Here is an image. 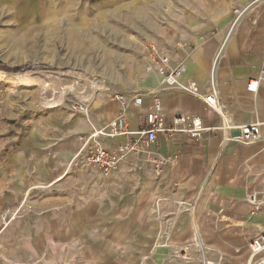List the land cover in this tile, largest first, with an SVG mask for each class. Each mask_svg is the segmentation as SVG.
<instances>
[{"label":"crops","instance_id":"crops-1","mask_svg":"<svg viewBox=\"0 0 264 264\" xmlns=\"http://www.w3.org/2000/svg\"><path fill=\"white\" fill-rule=\"evenodd\" d=\"M15 1L0 0V14L18 7ZM196 1L200 9L184 13L176 39L163 45L171 48L172 66L185 63L181 82L195 81L206 93L214 81L235 126L264 121V82L256 93L248 90L264 58V0ZM155 74L123 93L158 88ZM161 102L168 127L177 117L223 125L186 93L167 91ZM152 104L149 96L138 108L107 95L88 106L100 127L125 113L130 139ZM91 123L70 110L48 111L22 138L0 137V264H186L183 255L201 264V249L208 264L248 263L250 242L264 233V141L243 145L217 130L199 140L160 134L104 177L70 168ZM251 195L261 200L256 214Z\"/></svg>","mask_w":264,"mask_h":264},{"label":"rangeland","instance_id":"rangeland-1","mask_svg":"<svg viewBox=\"0 0 264 264\" xmlns=\"http://www.w3.org/2000/svg\"><path fill=\"white\" fill-rule=\"evenodd\" d=\"M15 4L0 14V137L22 138L48 111L76 113L97 96L141 89L156 75L148 44L169 50L180 17L200 9L196 0Z\"/></svg>","mask_w":264,"mask_h":264},{"label":"built area","instance_id":"built-area-1","mask_svg":"<svg viewBox=\"0 0 264 264\" xmlns=\"http://www.w3.org/2000/svg\"><path fill=\"white\" fill-rule=\"evenodd\" d=\"M185 47V43H178L177 45V49ZM147 51L149 61L160 78L159 87L146 93L113 92L111 94L113 99L121 101L125 106L133 103L138 108L142 107L146 97L152 98L153 104L146 114V122L135 136L129 139V122L125 113H122L109 125L100 127L91 123L88 105L74 107L73 110L76 113L82 114L88 119L92 128L88 135L80 137V141L83 143L82 148L71 159V169H78L80 171L96 170L104 177H108L129 157L155 144L160 134L173 137L177 133H186L191 139L199 140L205 133L217 130L224 134L227 141L243 145H252L264 141V121L256 120L247 125H233L227 109L219 100L214 81H212L209 90L204 93L201 86L195 81L181 82V78L186 70L185 63L184 61H180L175 66H172V54L170 50L160 48L154 44H148ZM261 82H264V58L260 73L249 82L248 90L256 93ZM171 90L186 93L204 101L208 109L217 113L222 118L223 125L218 129H211L206 128L199 118L187 120L177 117L174 118L172 127L166 126L161 95ZM129 97H132L131 102L130 100L128 101ZM120 137H124L126 140L115 145L113 148H107L104 145V140H114ZM248 200L253 206L252 214L258 213L261 210L259 195H251ZM4 215L5 218H8L11 213L6 212ZM198 245L200 246V244ZM249 251L250 257L247 264H264V233L250 242ZM201 255V264H208L205 261L203 249H201ZM179 259L186 264H190L191 261V258L186 255L180 256Z\"/></svg>","mask_w":264,"mask_h":264},{"label":"bare ground","instance_id":"bare-ground-1","mask_svg":"<svg viewBox=\"0 0 264 264\" xmlns=\"http://www.w3.org/2000/svg\"><path fill=\"white\" fill-rule=\"evenodd\" d=\"M92 89H96L97 88V86L95 85V84H93V86L91 87ZM205 261H206V259H205ZM207 262V261H206Z\"/></svg>","mask_w":264,"mask_h":264}]
</instances>
